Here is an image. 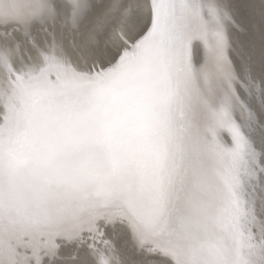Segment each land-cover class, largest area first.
<instances>
[{"label":"snow or ice","instance_id":"1","mask_svg":"<svg viewBox=\"0 0 264 264\" xmlns=\"http://www.w3.org/2000/svg\"><path fill=\"white\" fill-rule=\"evenodd\" d=\"M0 83V264H264V0H0Z\"/></svg>","mask_w":264,"mask_h":264},{"label":"bare ground","instance_id":"2","mask_svg":"<svg viewBox=\"0 0 264 264\" xmlns=\"http://www.w3.org/2000/svg\"><path fill=\"white\" fill-rule=\"evenodd\" d=\"M229 58H231V53H227ZM193 64L194 67L198 70L203 71L208 79V85L211 86L212 82L215 79L216 67L214 63L213 51L210 47L206 46L204 42L200 39L193 41ZM0 89H2V83H0ZM233 118L237 123H242L244 120V115L237 108L233 113ZM221 137L228 142L230 140V134L228 133L227 128L220 130ZM116 238L113 240V243H118L122 240H131V234L126 227L117 226L115 229ZM166 258H155L154 264H163V260Z\"/></svg>","mask_w":264,"mask_h":264}]
</instances>
